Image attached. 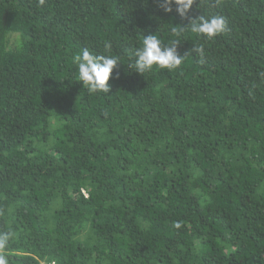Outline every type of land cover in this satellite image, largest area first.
<instances>
[{"label":"trees","instance_id":"obj_1","mask_svg":"<svg viewBox=\"0 0 264 264\" xmlns=\"http://www.w3.org/2000/svg\"><path fill=\"white\" fill-rule=\"evenodd\" d=\"M172 7L0 0L8 264H264V0ZM148 35L181 65L135 72ZM83 49L118 57L108 94L79 81Z\"/></svg>","mask_w":264,"mask_h":264},{"label":"clouds","instance_id":"obj_2","mask_svg":"<svg viewBox=\"0 0 264 264\" xmlns=\"http://www.w3.org/2000/svg\"><path fill=\"white\" fill-rule=\"evenodd\" d=\"M158 6L166 13L175 10L181 17H185L191 9L194 0H157ZM192 33L204 35L212 38L223 32L225 21L220 16H213L209 19L200 16L190 24ZM196 51H200L196 49ZM135 72L143 74L158 67L160 69H176L183 61V57L177 51V45L163 46L160 39L156 35H148L144 37L142 47L135 53ZM77 65L78 78L83 84L84 89L89 93L110 92L109 80L113 70L119 63L118 57L114 56H94L87 49H83L74 57ZM179 227V224L176 225ZM10 238L8 233H0V248H4ZM0 264H8L7 259L0 255Z\"/></svg>","mask_w":264,"mask_h":264}]
</instances>
